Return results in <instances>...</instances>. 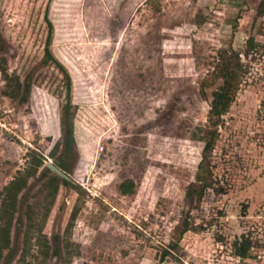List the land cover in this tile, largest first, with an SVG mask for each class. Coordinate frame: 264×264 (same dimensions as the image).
I'll return each mask as SVG.
<instances>
[{"label": "rangeland", "instance_id": "374dc122", "mask_svg": "<svg viewBox=\"0 0 264 264\" xmlns=\"http://www.w3.org/2000/svg\"><path fill=\"white\" fill-rule=\"evenodd\" d=\"M222 49L244 81L203 160ZM0 65V264H264V0H0ZM201 161L197 228L163 260ZM55 174L68 183L40 231ZM27 176L2 248L8 186Z\"/></svg>", "mask_w": 264, "mask_h": 264}, {"label": "trees", "instance_id": "16d2710c", "mask_svg": "<svg viewBox=\"0 0 264 264\" xmlns=\"http://www.w3.org/2000/svg\"><path fill=\"white\" fill-rule=\"evenodd\" d=\"M50 29H52V23L49 21ZM51 41V33L50 38L48 39V43ZM248 51L250 49H253L255 45V38L252 36L248 39ZM46 60H55L61 67L63 65L57 61L54 54L51 52L49 48L46 50ZM1 70L4 73V76L6 79H11L12 76L9 75L6 66L0 65ZM244 72H245V65L242 62V56L241 53L236 50H229V49H222L220 51V62L218 64V70H217V76L223 79V83L219 85L215 90L212 92V100L210 103V109H209V117L213 119V122L209 125H206L205 127H202L203 134L199 136V140L204 143L203 146V160L209 157L216 145V142L219 137V130L216 127L219 124V121L222 119L223 115H225L230 107L232 106L233 102L236 99L237 93L240 89L241 84L244 81ZM205 85V84H204ZM202 86L205 88V86ZM21 82H17V85L15 88H12L10 91L6 92V94L10 95L11 97H18L21 93ZM204 93L206 91L204 90ZM68 99L71 101V87L70 84L68 86ZM69 105L67 106L66 110V116L69 112L68 110ZM64 130L68 139V142H70L72 138V128L70 127V124L67 119H65L64 122ZM60 145L59 141L56 142L55 147L57 148ZM54 153V152H53ZM33 158V165L35 166L34 170H30L28 172V176L30 177L36 173V168H39L41 165L45 162V157L43 154L36 153L32 156ZM62 168L66 171H68L67 167L62 166ZM205 173V165L201 161L199 165V171L196 180L190 182L186 188V194H185V204L188 207V210L186 211L185 216L183 219L179 222V224L175 227V235L173 236L171 242L167 246V249L163 251L161 259H165L169 255H173L174 250L179 248V241L182 239L183 235L189 231L197 228L194 224L190 222V209L199 207L201 204L203 198L206 195L208 184L204 178ZM22 179H15L10 183V186H8V189L11 193L7 196L6 201H3L2 205V213L4 217L7 216L8 221L6 222L3 230L5 239L2 241L1 247H7L10 243V229L13 222L14 215L16 213V197L21 192V190L26 186L27 184V178ZM50 182L48 183V186L51 188L46 192L44 189V194H50V200L47 204V207L45 208L44 212L42 213V219L41 222H39V230L42 231L43 226L45 225L50 213H51V207L54 203V200L56 198V193L59 190L61 184H67L68 180L66 178H61L59 175H53L49 178ZM43 191V190H42ZM72 218H75V213L72 216ZM30 221L32 224H30V240L33 237V234L35 232V225L37 224L36 221H33V218L30 215ZM35 224V225H34ZM72 225L70 223L69 228H71ZM1 243V242H0ZM252 246L251 240L249 238H246L243 236V238H238L235 242V253L240 257H248L249 252Z\"/></svg>", "mask_w": 264, "mask_h": 264}, {"label": "water", "instance_id": "95a60500", "mask_svg": "<svg viewBox=\"0 0 264 264\" xmlns=\"http://www.w3.org/2000/svg\"><path fill=\"white\" fill-rule=\"evenodd\" d=\"M55 168V167H54Z\"/></svg>", "mask_w": 264, "mask_h": 264}]
</instances>
